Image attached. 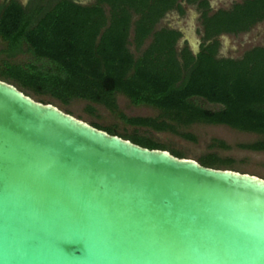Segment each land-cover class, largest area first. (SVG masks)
<instances>
[{
    "label": "water",
    "instance_id": "obj_1",
    "mask_svg": "<svg viewBox=\"0 0 264 264\" xmlns=\"http://www.w3.org/2000/svg\"><path fill=\"white\" fill-rule=\"evenodd\" d=\"M0 264H264V179L140 147L0 80Z\"/></svg>",
    "mask_w": 264,
    "mask_h": 264
},
{
    "label": "trees",
    "instance_id": "obj_2",
    "mask_svg": "<svg viewBox=\"0 0 264 264\" xmlns=\"http://www.w3.org/2000/svg\"><path fill=\"white\" fill-rule=\"evenodd\" d=\"M181 2L194 4L202 28L196 54L174 46L178 31L154 29L165 13L182 14ZM264 20V0H242L227 10L208 14L205 0H16L0 3V80L65 105L73 99L101 105L127 126L169 132L185 140L179 127L192 124L225 126L259 139L239 148L264 152V46L240 58H217V37L248 31ZM131 38L128 41V37ZM134 56L128 45L139 50ZM25 55L23 62H15ZM132 106H145L156 117H125L115 95ZM203 103L217 107L209 110ZM85 110L91 111L87 105ZM69 114V112H65ZM90 126L147 149L182 154L145 135L117 133L96 123ZM224 147L222 143L218 144ZM201 166L229 169L231 161L214 154L196 159Z\"/></svg>",
    "mask_w": 264,
    "mask_h": 264
},
{
    "label": "rangeland",
    "instance_id": "obj_3",
    "mask_svg": "<svg viewBox=\"0 0 264 264\" xmlns=\"http://www.w3.org/2000/svg\"><path fill=\"white\" fill-rule=\"evenodd\" d=\"M21 5L27 6L35 0H16ZM79 5H90L95 0H71ZM208 6V14L216 10H227L233 4L240 3L242 0H205ZM182 14L175 10L168 11L157 22L154 29L167 28L181 33L177 39L174 49L178 53L186 47L191 53H196L198 46L201 44L202 28L199 24V11L194 4H185L181 2ZM131 34L128 37V41ZM218 47L216 52L217 58L238 59L247 50L253 47L264 46V20L254 24L248 31L236 35L221 34L217 37ZM149 39H146L139 50L128 45L129 51L134 55L147 45ZM25 55H19L15 62H23ZM2 57L0 56V61ZM20 90L18 87H16ZM34 101L49 103L62 112H69L75 118L86 123H96L102 127L113 128L120 134H131L135 131L138 135H145L151 140L163 144L168 148L182 154L183 158L195 160L205 154H214L220 159H229L230 170L240 173H247L264 179V152H253L239 148V145L251 144L259 139V136L239 132L225 126H211L202 124H192L186 127H179L178 131L193 136L194 141L185 140L169 132H155L150 129L127 126L116 114L109 112L101 105L88 104L85 101L73 99L63 105L57 100L44 95H35L29 91H22ZM117 111L125 117H156L158 112L145 106H132L128 100L120 95H115ZM89 105L92 112L85 110ZM206 109L213 110L217 107L203 103ZM222 143L224 147L218 144Z\"/></svg>",
    "mask_w": 264,
    "mask_h": 264
},
{
    "label": "flooded vegetation",
    "instance_id": "obj_4",
    "mask_svg": "<svg viewBox=\"0 0 264 264\" xmlns=\"http://www.w3.org/2000/svg\"><path fill=\"white\" fill-rule=\"evenodd\" d=\"M5 0H0V3H3ZM199 16V15H198ZM180 33V32H179ZM180 35H181V33H180ZM197 51H198V49H197ZM197 53V52H196ZM196 53H194V54H196ZM192 55H194L193 53H191Z\"/></svg>",
    "mask_w": 264,
    "mask_h": 264
}]
</instances>
